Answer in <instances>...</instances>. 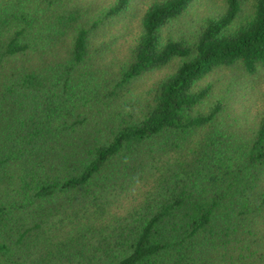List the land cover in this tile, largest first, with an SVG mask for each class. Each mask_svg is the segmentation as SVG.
<instances>
[{"label":"trees","instance_id":"obj_1","mask_svg":"<svg viewBox=\"0 0 264 264\" xmlns=\"http://www.w3.org/2000/svg\"><path fill=\"white\" fill-rule=\"evenodd\" d=\"M0 264H264V0H0Z\"/></svg>","mask_w":264,"mask_h":264}]
</instances>
